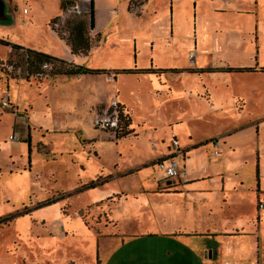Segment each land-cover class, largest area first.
Returning a JSON list of instances; mask_svg holds the SVG:
<instances>
[{
    "label": "crops",
    "instance_id": "obj_1",
    "mask_svg": "<svg viewBox=\"0 0 264 264\" xmlns=\"http://www.w3.org/2000/svg\"><path fill=\"white\" fill-rule=\"evenodd\" d=\"M68 1H73L81 13L89 10L90 0ZM118 1L104 0L106 7L102 19L105 17V21L97 29V0H93L92 34L99 41L94 43L87 56L72 55L67 45L63 47L62 56H54L50 50H33L77 66L107 71V74L101 75L58 76L54 80L59 87L68 90L71 99L67 104L68 109H76L74 101L82 106L92 121L98 115L93 108L103 105L110 107L113 102L117 104L129 121L127 130L131 134L116 140V131L109 130L111 134L104 133L105 130L101 132L104 131L103 134L117 143L118 151V145H122L125 139L129 144H135L141 135L153 138L155 142L161 141V144H156L154 155H132L140 159L139 164L115 170L114 179L121 182L116 191L108 194L102 191L92 198L93 205L113 200L108 224L114 230L108 235L102 230L100 236L109 242L110 247L105 246L104 254H98V263L108 264L107 256L114 254L120 245H131L142 238H161L166 240L168 247L161 250L154 245L153 250L150 247L147 250H131L128 254L130 263L264 264V208H258V203L264 201V155L260 158L257 149L256 177L247 184L244 180L249 172H243L247 163L244 157L237 156L254 132L258 142L261 132L259 124L264 120L250 122L254 127L251 134L243 132L250 124H242L215 136L210 134L200 138L196 126L201 119L186 115L187 109L203 107L215 115L229 113V116H233L236 96L261 102L264 100V88H256L249 82V76L242 73L184 72L188 69H223L226 66L254 69L239 65H250L256 44L257 56L264 61V42H261L264 41L261 36L264 32V0H161L159 5L163 7L154 8L153 17L162 16L166 26L161 28L162 34L145 39L139 37L137 27L122 24L119 18H115L120 15L113 10V5ZM190 6L195 17L193 25L187 26L184 17ZM127 11L129 16L133 14ZM207 15L213 17L209 26L203 17ZM252 32L258 35L254 43L251 41ZM53 35L58 42H64L54 31ZM147 50L149 54H145ZM192 54L193 61L190 60ZM99 62L104 66L96 64ZM123 70L153 72L116 74ZM127 84H131L128 95L123 90ZM203 95L207 98H202ZM145 101L156 109L155 112L169 109L173 116L156 123L141 118L136 108ZM12 102L17 105V102ZM44 102L48 110L47 97H44ZM75 130L77 128L71 129ZM167 134L169 141L165 142L164 136ZM216 140L219 142L217 147H222L224 152L223 160L216 162L214 159L211 164L200 151L205 144ZM90 141L97 155H84L82 146L76 150L77 155H71L74 167L82 175L87 173V167L99 169L105 157L95 150V140ZM173 141H177L178 149L174 148ZM201 144L203 146L195 148ZM219 154L218 151V155L214 156L219 157ZM122 156L125 155H118ZM168 157L178 161L182 171L181 182L165 180L164 185L136 183L133 174L149 165L157 167V161ZM113 168H117V165ZM99 178L107 181L95 189L105 186L113 175L96 176L91 182ZM89 183L77 188L75 193L88 191L83 187ZM110 194L112 196L109 197ZM112 239L116 240L113 246L110 243Z\"/></svg>",
    "mask_w": 264,
    "mask_h": 264
},
{
    "label": "rangeland",
    "instance_id": "obj_2",
    "mask_svg": "<svg viewBox=\"0 0 264 264\" xmlns=\"http://www.w3.org/2000/svg\"><path fill=\"white\" fill-rule=\"evenodd\" d=\"M161 2V0H119L113 5L115 14H120L115 18H119L122 24L137 27L139 37L144 39L162 34L160 30L166 26V21L162 16L153 17L156 10L154 8L163 7L159 5ZM105 7L104 0L101 2L97 0V29H100L105 21V17L102 19ZM25 10L27 13L24 14ZM127 10L133 14L129 16ZM191 10L190 6L185 13L187 26L193 25L195 17ZM88 13L89 10L77 16L72 7L62 12L60 0H0V40L32 51L50 50L54 56H62L66 44L56 40L51 26L67 38L66 22L75 17L87 21ZM56 17L59 19L50 25V21ZM203 17L209 26L213 17L210 15ZM91 36L99 41L97 36H93L92 33ZM261 36L264 39V32ZM257 40V33L252 32L251 41L254 43ZM152 41L154 39L150 44ZM11 51V48L0 45V220L10 218L6 225L0 226V264H99L98 254H104L105 246L110 247L105 238H100L101 231L104 230L108 235L114 230L110 223L108 224L113 200L93 205L92 198L102 191H106L107 194L116 191L119 188L118 183L121 182L114 179L115 170L128 169L139 164L140 159L132 155H154L157 150L156 144H161V141L155 142L153 138L141 135L135 144H129L125 139L122 145H118L120 147L118 151L117 143L103 134L104 131L101 132L92 126L91 117L82 110L80 104L72 101L76 109L74 111L68 109L67 104L71 99L67 88L59 87L54 79H43L41 83L33 78L28 81L20 79V76H25L23 71L19 70L23 68L21 67L23 60H19L18 53ZM253 51L250 65L240 64L239 67H253L255 72H242V75L249 76V82L256 88L259 86L264 88V72H261L264 69V61L257 56V44ZM146 53L149 54V51L147 50ZM193 58V54L190 55V60L193 61ZM9 60L13 62L11 70V67H7ZM96 64L104 66L101 62ZM228 69L232 68L226 66L223 69L208 68L201 71L188 69L184 72L209 74L228 72ZM130 87L131 84L124 85L125 94L128 95ZM44 97L49 100L48 110ZM202 98L207 97L203 95ZM11 99L17 102V105ZM4 102L9 104L8 108L3 106ZM107 107L97 106L93 111L97 112V116H111L117 113L121 119L119 124L122 127L127 126V117H124L117 104ZM136 109L141 118L152 123L173 116V112L169 109L155 112L156 109L147 101ZM225 114L215 115L203 107L186 110L188 118L197 116L199 120L201 119L196 126L197 135L201 138L210 134L215 136L242 124L247 126L250 122L264 120V100L259 102L236 96L234 115ZM259 126L261 132L257 142L258 148L254 132V136L245 143L237 155L239 158L244 157L247 163L243 171L244 174L249 172V176L244 180L245 184L255 180L257 149L260 158L264 155L262 139L264 122ZM73 128L77 130L71 131ZM253 128L251 124L245 127L244 134H251ZM118 131L120 130L116 131V136ZM11 137L17 141L12 142ZM164 139L168 142L169 135H165ZM90 140H95V150L105 157L102 158L103 164L99 169L87 167V173L82 175L74 167L71 155H77L75 152L81 146L84 155H97ZM204 146L200 153L206 155L209 163L212 164L214 159L216 162L223 160L222 147H215L213 143ZM70 150L73 152H69ZM215 151H219V157L214 156ZM118 155L125 156L118 157ZM116 165L117 168L114 169L113 166ZM107 175H113V178L105 186L75 193L77 188L91 182L96 176ZM133 177L137 179L138 184H166L164 173L153 165L141 169L133 174ZM68 194L71 196L67 197ZM104 226L108 227L104 228ZM110 243L113 246L116 240L112 239ZM154 245L161 250L168 247L166 240L161 238L157 240L142 238L131 245L117 247L114 254L107 256L108 264H131L128 256L131 250H147L148 247L153 250Z\"/></svg>",
    "mask_w": 264,
    "mask_h": 264
},
{
    "label": "trees",
    "instance_id": "obj_3",
    "mask_svg": "<svg viewBox=\"0 0 264 264\" xmlns=\"http://www.w3.org/2000/svg\"><path fill=\"white\" fill-rule=\"evenodd\" d=\"M133 1V0H130ZM69 7L74 8L75 3L73 1L68 0H61L60 1V10L62 12L66 11ZM83 13L78 14L77 16H81ZM59 17H56L50 21V25L56 23ZM67 28H68V36L64 38L58 30L54 29L53 26L52 30L57 34L58 38L65 42L68 46L70 53L74 56H87L92 46L96 42V40L91 36L92 31L94 30V2L90 0V7L88 13L87 21L84 19L74 18L70 21H67ZM0 45L11 48V52L15 54H19V60H23L22 64V71L25 76H20V79L28 81L29 79L33 78L37 80L39 83L42 82L43 79H54L58 76H81V75H101L107 74V71L104 70H92L88 69L84 66H77L72 63H68L66 61L54 58L52 56L46 55L44 53L35 52L29 49H24L23 47H19L16 45H12L6 41L0 40ZM8 65H11L13 62L9 60ZM26 64V65H25ZM48 64L51 66V69L45 71L42 69V66ZM153 71L146 70V71H132V70H123L117 71L116 74H144V73H151ZM228 72H235V73H242V72H255L254 69H228ZM261 72H264L262 69ZM16 79H18L16 77ZM120 116V115H119ZM121 123V119H119ZM129 122V121H128ZM129 126V123L127 124ZM127 126L122 127L119 124V130L117 132L116 140H120L125 138L131 134L127 130ZM203 146L202 144L195 147L198 148ZM107 181V179H97L88 185L84 186L85 190L95 189L98 186H101ZM81 190H84V189ZM60 199H58L59 201ZM57 202V201H56ZM10 218L0 220V226L6 225L7 221Z\"/></svg>",
    "mask_w": 264,
    "mask_h": 264
},
{
    "label": "built area",
    "instance_id": "obj_4",
    "mask_svg": "<svg viewBox=\"0 0 264 264\" xmlns=\"http://www.w3.org/2000/svg\"><path fill=\"white\" fill-rule=\"evenodd\" d=\"M75 10L76 14H81V12L78 9V6L75 5V7L73 8ZM27 13V11H24V14ZM13 63L11 65H8L7 67H11L10 70L13 68L12 67ZM26 65V64H25ZM22 67V66H21ZM42 69L47 71L51 69V66L48 64H45L42 66ZM20 72L22 69H20ZM109 80H112V77H109ZM9 104L7 102L3 103L4 107H9ZM113 106H116V104L113 102L112 103ZM93 127L95 129H99V130H105V131H117L119 129V117L117 115V113H114L111 116H97L94 120H93ZM11 141L15 142L17 141V139L11 137ZM213 144L217 147L219 145V142L216 140L213 142ZM173 146L175 149H178V144L177 141H173ZM214 155H218V152L215 151ZM156 166L159 170H161V172L164 173L165 175V180L171 182V183H177V182H181L182 179V171L180 168V165L178 163V161L174 158V157H168L166 159L163 160H159L156 163ZM258 208L259 209H263L264 208V201H260L258 203Z\"/></svg>",
    "mask_w": 264,
    "mask_h": 264
}]
</instances>
